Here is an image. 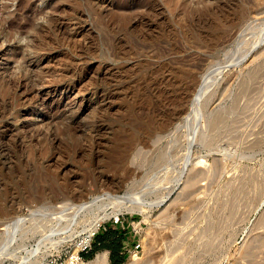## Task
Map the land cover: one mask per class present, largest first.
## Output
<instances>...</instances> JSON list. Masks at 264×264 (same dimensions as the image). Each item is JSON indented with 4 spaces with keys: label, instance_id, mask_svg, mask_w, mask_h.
<instances>
[{
    "label": "rangeland",
    "instance_id": "374dc122",
    "mask_svg": "<svg viewBox=\"0 0 264 264\" xmlns=\"http://www.w3.org/2000/svg\"><path fill=\"white\" fill-rule=\"evenodd\" d=\"M199 119L210 172L189 190ZM107 192L146 210L104 199L52 227ZM118 214L123 264L138 242L139 264H264V0H0V264L70 259Z\"/></svg>",
    "mask_w": 264,
    "mask_h": 264
},
{
    "label": "bare ground",
    "instance_id": "6f19581e",
    "mask_svg": "<svg viewBox=\"0 0 264 264\" xmlns=\"http://www.w3.org/2000/svg\"><path fill=\"white\" fill-rule=\"evenodd\" d=\"M25 28V27H24ZM238 37V36H237ZM255 49V48H254ZM252 51V48L245 53V55L242 56L241 60L244 59L248 54H250V52ZM239 60V59H238ZM239 60V61H241ZM238 62L237 60L234 62V64H239V63H236ZM243 62V61H242ZM225 68L224 65L223 67L221 68V70ZM224 70V69H223ZM215 72V71H214ZM207 76H209L207 74ZM212 77V76H211ZM206 80V79H205ZM208 85V84H206ZM182 92V91H181ZM206 93V92H205ZM204 91L202 89L199 90V92L195 95L194 97V108L195 110H197L199 107L198 106H201L202 104V101H203V96H204ZM182 96V95H181ZM189 99V98H187ZM48 104V103H47ZM34 105V104H33ZM39 105V104H38ZM51 105V104H50ZM44 106V105H43ZM196 107H198L196 109ZM44 108V107H43ZM52 109V108H50ZM48 111H50L48 109ZM49 113V112H48ZM200 116H202L200 114ZM173 118V117H172ZM202 118V117H200ZM218 119V118H217ZM172 120V119H171ZM185 120V119H183ZM189 120V116L188 118H186V121L184 122V124H178V128L176 131L180 132L182 131L183 127L187 126V121ZM196 126L193 130L191 131H187L189 129H187L186 131H184V134L183 136L185 137L184 140H180V144L183 146L184 149H186V152L183 154V158L184 160H182V168H181V173H180V176H179V179H182L184 180V184H185V188L189 189L192 188L197 185V183L202 179L204 178L203 176L206 174H208L210 172V169L208 168L207 170V167L204 169L203 167L201 168V164H204L205 163V160L203 159H200V155L199 153L198 154H195L196 150H197V144L199 143V140H201L202 138L205 137V131L202 129V126H201V123H200V119H199V123H197ZM204 128V127H203ZM171 137V136H170ZM179 139V138H178ZM177 145V144H176ZM207 147V146H206ZM198 151V150H197ZM199 152V151H198ZM197 153V152H196ZM201 153V152H200ZM197 158L199 160H197ZM197 160V161H195ZM111 178V177H110ZM186 189V190H187ZM108 191V190H107ZM116 191V190H115ZM113 191V192H115ZM188 191V190H187ZM194 191V189H193ZM104 192V191H103ZM192 192V191H191ZM190 193V192H189ZM195 193V192H194ZM96 195V194H95ZM90 199V200H87V201H82V202H79V203H71V204H66L62 209L61 211H57L58 214H55V218L57 217L58 218V221L56 220L54 222V225L52 227H54L55 225L57 226L58 224H61V220H63V213L68 211V210H74L75 212V216L89 208H91L93 205L97 204L99 201H101L102 203V200L104 199H110L113 200L114 203H117V204H120L121 207L122 205L124 204H127L129 203L128 205H132L131 207V210H136V211H142L144 212L146 209L145 206L143 205H139L138 202H136L133 198L131 197H128V196H125V195H115V194H111V193H102V194H99V195H96ZM91 197V196H90ZM105 201V200H104ZM112 202V201H111ZM112 202V203H113ZM140 204L142 202H139ZM149 204V203H148ZM126 205V206H128ZM152 205V204H150ZM120 207V206H119ZM125 207V206H124ZM123 208V207H122ZM127 209V208H126ZM60 212V213H59ZM120 212V211H118ZM48 213V212H47ZM46 213V215H47ZM50 213V212H49ZM48 213V214H49ZM54 213V212H53ZM44 216H45V213H43ZM52 215V214H50ZM42 216V215H41ZM69 216V215H68ZM72 216H74L72 214ZM70 215V217H72ZM74 216V217H75ZM46 217V216H45ZM48 217V215H47ZM54 216H52L51 218L53 219ZM66 217V216H65ZM73 217V218H74ZM106 216H103L101 218H98L92 225V227L88 230V234L87 236H90L92 235L99 227L100 225V221L103 220ZM50 219V218H49ZM77 219V218H76ZM25 220V217H21V216H17V218L15 219H12L11 221L7 222V225H6V228H13L15 229L16 227L19 226V223H21L22 221ZM48 222V221H46ZM68 223V222H67ZM45 224V223H44ZM71 224V223H70ZM41 226V225H40ZM36 227V226H35ZM68 227H70L68 225ZM44 228V227H43ZM55 228V227H54ZM64 228L65 225H64ZM18 229V228H17ZM68 229V228H67ZM66 229V231H67ZM12 230V229H11ZM41 230V229H40ZM52 230V228H51ZM8 231V230H7ZM65 232V231H64ZM11 233V232H10ZM15 233V231H14ZM13 233V234H14ZM18 234V233H17ZM54 234V233H53ZM52 234V235H53ZM85 236V235H84ZM86 236V237H87ZM15 237V236H14ZM85 237V238H86ZM50 239L52 238V236L50 234H44V237L41 239L42 241L44 239ZM63 240V239H62ZM61 241V240H60ZM41 242V241H40ZM12 243V242H11ZM9 245V244H8ZM172 247V246H171ZM2 254V253H1ZM86 264H109V258H108V252L107 250H102V251H99L92 259H90L89 261L86 262ZM124 264H139V257H138V254L136 252H133V254L130 256V258L124 263Z\"/></svg>",
    "mask_w": 264,
    "mask_h": 264
},
{
    "label": "built area",
    "instance_id": "2783aa9c",
    "mask_svg": "<svg viewBox=\"0 0 264 264\" xmlns=\"http://www.w3.org/2000/svg\"><path fill=\"white\" fill-rule=\"evenodd\" d=\"M109 220L113 225H119L122 226L123 228L125 227V218L123 217L122 214H118L117 216H111ZM101 226L102 224L100 223L98 228H100ZM95 235H96V231L92 235L87 236L86 238L85 236L79 238V240H77L78 251L70 259L69 257L71 255L67 259L50 257L45 259V264H84L85 254H88L93 249V239ZM140 247L141 244L138 242L135 244L134 250L138 253ZM127 251L130 250L128 249Z\"/></svg>",
    "mask_w": 264,
    "mask_h": 264
},
{
    "label": "trees",
    "instance_id": "16d2710c",
    "mask_svg": "<svg viewBox=\"0 0 264 264\" xmlns=\"http://www.w3.org/2000/svg\"><path fill=\"white\" fill-rule=\"evenodd\" d=\"M95 239L97 240L92 251L85 254L86 259H91L95 256L97 250H110L111 264H123L126 259L127 253H121L122 240L121 237H117L110 232L109 227L103 234H98ZM99 242L98 246H96Z\"/></svg>",
    "mask_w": 264,
    "mask_h": 264
},
{
    "label": "crops",
    "instance_id": "0c3cea01",
    "mask_svg": "<svg viewBox=\"0 0 264 264\" xmlns=\"http://www.w3.org/2000/svg\"><path fill=\"white\" fill-rule=\"evenodd\" d=\"M129 225L128 226H125L124 228L122 226H119V225H114L111 224L109 226V229H110V232L117 236V237H121L122 240V247H121V253H127V246L128 244L131 243V239H132V230H129ZM107 230V228L105 227L104 230L102 232H100L99 234H103L105 231ZM96 239L93 240V247L95 246V243H96ZM99 242H97L96 246H98ZM107 250V249H106ZM99 251H102L101 249L97 250L95 255L99 252ZM108 252V258H109V261H110V264H111V259H110V255H111V251L110 250H107Z\"/></svg>",
    "mask_w": 264,
    "mask_h": 264
}]
</instances>
